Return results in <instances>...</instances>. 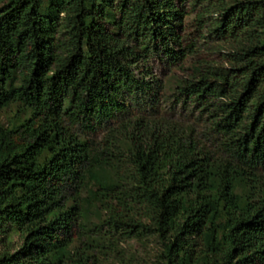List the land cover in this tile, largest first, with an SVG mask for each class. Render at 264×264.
Returning <instances> with one entry per match:
<instances>
[{
	"label": "trees",
	"instance_id": "obj_1",
	"mask_svg": "<svg viewBox=\"0 0 264 264\" xmlns=\"http://www.w3.org/2000/svg\"><path fill=\"white\" fill-rule=\"evenodd\" d=\"M186 1L0 0V264H264V0H202L189 119Z\"/></svg>",
	"mask_w": 264,
	"mask_h": 264
},
{
	"label": "rangeland",
	"instance_id": "obj_2",
	"mask_svg": "<svg viewBox=\"0 0 264 264\" xmlns=\"http://www.w3.org/2000/svg\"><path fill=\"white\" fill-rule=\"evenodd\" d=\"M202 0H187L185 4V9L189 11V14L185 16L183 21V30L182 37L184 43H193L198 46V51L196 52L193 58H189L179 67H173L169 64H166L165 59H161L160 53H153L147 61L148 68L153 70L154 74L158 78H161L166 84L165 97L166 103H162L161 107L168 113V116H182L184 119L190 118V111L192 106L189 105V102L186 103L183 111H181L182 101H174L173 94L174 88L177 85V81L180 78H185L189 74V69L191 63L195 59H203V57L209 60H216L218 58L217 54L209 53L208 51L203 52V34L198 32V23L195 21V15L199 11L203 10V1ZM172 102H174L175 109H172ZM180 108V109H179ZM14 106L0 110V124L6 126L9 122L13 121L15 118ZM14 245H18L17 237L14 236ZM1 240V239H0ZM3 245V242H0V247ZM122 248L124 250L123 262H119V259L116 257H111L109 260L110 264H157L158 256L162 252V244L155 238L148 237L143 242H137L134 240L125 241L122 243Z\"/></svg>",
	"mask_w": 264,
	"mask_h": 264
}]
</instances>
